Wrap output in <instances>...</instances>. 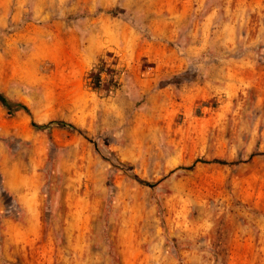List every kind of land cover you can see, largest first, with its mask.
Listing matches in <instances>:
<instances>
[{
    "label": "rangeland",
    "instance_id": "obj_1",
    "mask_svg": "<svg viewBox=\"0 0 264 264\" xmlns=\"http://www.w3.org/2000/svg\"><path fill=\"white\" fill-rule=\"evenodd\" d=\"M0 93V264H264V0H0Z\"/></svg>",
    "mask_w": 264,
    "mask_h": 264
},
{
    "label": "trees",
    "instance_id": "obj_2",
    "mask_svg": "<svg viewBox=\"0 0 264 264\" xmlns=\"http://www.w3.org/2000/svg\"><path fill=\"white\" fill-rule=\"evenodd\" d=\"M112 16H114L111 13ZM111 73V71H109V68H107L104 63H99L97 66H95L91 73L89 74V85L91 86V88L94 91H100L101 87L103 85L102 82V76H106L107 81L106 83L110 84L112 78L110 79L109 74ZM116 75V74H114ZM116 84V83H115ZM116 85L113 86V88H115ZM0 106L6 111V114L8 117H13L19 113L25 114L28 117H31L29 110L23 106L22 104L18 103V102H13L9 99H7L3 94L0 93ZM31 127L36 130V131H45V130H50L52 128H59V129H64V130H68V131H73V132H77L76 129L68 123H64V122H59V121H52L49 122L47 125L44 126H39L36 125L35 123H31ZM104 159V157H103ZM112 162L113 167H115L116 169H120L123 168L122 165L117 164ZM191 168L187 169L190 170ZM10 209H13V207H11ZM17 216H19V213H16Z\"/></svg>",
    "mask_w": 264,
    "mask_h": 264
},
{
    "label": "crops",
    "instance_id": "obj_3",
    "mask_svg": "<svg viewBox=\"0 0 264 264\" xmlns=\"http://www.w3.org/2000/svg\"><path fill=\"white\" fill-rule=\"evenodd\" d=\"M159 49L158 47H152L151 45H149L147 47L146 52L144 53V57H146L148 60H152L154 61L155 63H157V65H159L160 63V58L159 57H156V55L153 53L154 50H157ZM9 198L11 199V201L13 202L14 199V196L10 193V192H7Z\"/></svg>",
    "mask_w": 264,
    "mask_h": 264
}]
</instances>
